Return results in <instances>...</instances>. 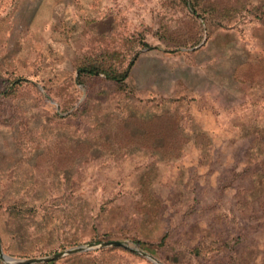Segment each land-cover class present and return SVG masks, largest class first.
I'll use <instances>...</instances> for the list:
<instances>
[{
    "label": "rangeland",
    "instance_id": "374dc122",
    "mask_svg": "<svg viewBox=\"0 0 264 264\" xmlns=\"http://www.w3.org/2000/svg\"><path fill=\"white\" fill-rule=\"evenodd\" d=\"M109 241L264 264V0H0L2 251Z\"/></svg>",
    "mask_w": 264,
    "mask_h": 264
},
{
    "label": "water",
    "instance_id": "95a60500",
    "mask_svg": "<svg viewBox=\"0 0 264 264\" xmlns=\"http://www.w3.org/2000/svg\"><path fill=\"white\" fill-rule=\"evenodd\" d=\"M108 247L123 248L125 250L130 251V252L138 253V254L146 257L147 259L152 261L154 264H160L155 258L150 256L149 254L142 252L140 250L134 249V248H132L126 244H123L121 242H118V241L101 242L98 244L79 246V247L69 249L63 253L56 254V255L51 256V257L32 258V259H16V258L10 257L8 255H5L2 251L1 246H0V260L2 262H4L5 264H42V263L49 262L51 260L58 259V258L63 257L65 255L79 254V253H84V252L94 250L97 248H108Z\"/></svg>",
    "mask_w": 264,
    "mask_h": 264
},
{
    "label": "trees",
    "instance_id": "16d2710c",
    "mask_svg": "<svg viewBox=\"0 0 264 264\" xmlns=\"http://www.w3.org/2000/svg\"><path fill=\"white\" fill-rule=\"evenodd\" d=\"M88 71L90 74H99V71L95 70V68L89 69ZM106 76L109 77L110 79L114 80V81L120 82L126 78L127 74H122L120 76H116V75H112V74H106Z\"/></svg>",
    "mask_w": 264,
    "mask_h": 264
}]
</instances>
